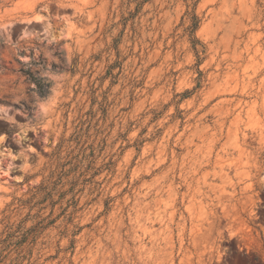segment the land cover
<instances>
[{
    "label": "rangeland",
    "instance_id": "rangeland-1",
    "mask_svg": "<svg viewBox=\"0 0 264 264\" xmlns=\"http://www.w3.org/2000/svg\"><path fill=\"white\" fill-rule=\"evenodd\" d=\"M0 264H264V0H0Z\"/></svg>",
    "mask_w": 264,
    "mask_h": 264
},
{
    "label": "trees",
    "instance_id": "trees-1",
    "mask_svg": "<svg viewBox=\"0 0 264 264\" xmlns=\"http://www.w3.org/2000/svg\"><path fill=\"white\" fill-rule=\"evenodd\" d=\"M40 88L42 89V86L40 85Z\"/></svg>",
    "mask_w": 264,
    "mask_h": 264
}]
</instances>
